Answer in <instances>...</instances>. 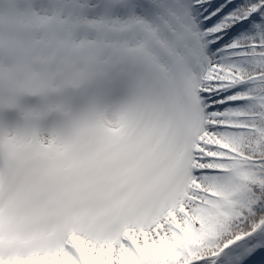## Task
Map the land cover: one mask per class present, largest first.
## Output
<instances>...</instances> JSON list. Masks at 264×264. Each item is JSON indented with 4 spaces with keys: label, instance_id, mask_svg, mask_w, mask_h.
<instances>
[{
    "label": "snow or ice",
    "instance_id": "1",
    "mask_svg": "<svg viewBox=\"0 0 264 264\" xmlns=\"http://www.w3.org/2000/svg\"><path fill=\"white\" fill-rule=\"evenodd\" d=\"M0 264H264V0H0Z\"/></svg>",
    "mask_w": 264,
    "mask_h": 264
}]
</instances>
